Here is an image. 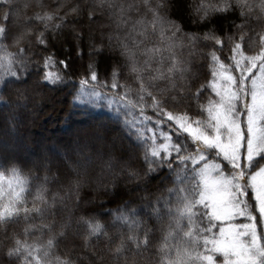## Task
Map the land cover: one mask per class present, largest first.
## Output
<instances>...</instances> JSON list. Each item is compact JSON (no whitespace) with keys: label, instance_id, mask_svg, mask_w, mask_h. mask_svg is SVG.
Returning a JSON list of instances; mask_svg holds the SVG:
<instances>
[{"label":"snow or ice","instance_id":"6c2138e0","mask_svg":"<svg viewBox=\"0 0 264 264\" xmlns=\"http://www.w3.org/2000/svg\"><path fill=\"white\" fill-rule=\"evenodd\" d=\"M69 14L108 29L90 39L82 75L51 52ZM221 17L230 30L214 23ZM0 53V79L14 78L5 89L35 76L42 89L69 82L138 109L130 126L142 145V156L94 170L90 147L78 144L70 163L46 162L34 189L14 166L11 178L0 172V264H78L76 249L88 264H264V0H2ZM197 60L207 63L197 69ZM165 169L193 183L153 191ZM130 184L143 194L109 212L112 236L89 210L91 193L112 197Z\"/></svg>","mask_w":264,"mask_h":264},{"label":"trees","instance_id":"16d2710c","mask_svg":"<svg viewBox=\"0 0 264 264\" xmlns=\"http://www.w3.org/2000/svg\"><path fill=\"white\" fill-rule=\"evenodd\" d=\"M19 2L20 0H17V3ZM45 2L50 5H69L76 4L79 0H45ZM87 2L88 0H85V3ZM0 7H2V0H0ZM96 16L98 20L107 22L106 17H101L99 12L96 13ZM67 19L69 27L64 29L63 34L55 42V46L51 48V52L57 60L67 61L72 73L82 75L85 65L89 61L90 39L99 41L101 31L106 32L108 29L102 28L100 23H91L86 14L77 16L69 14ZM230 19L231 17H221L214 23L218 28L230 30ZM184 20L186 23L189 22L186 15H184ZM72 21H75V24H72ZM76 33L81 34V40L75 39ZM205 63L207 62L197 60L194 67L199 69ZM107 66V59L101 57L99 64L101 76L107 70ZM30 67L35 68V65ZM202 71L209 72L210 66L203 68ZM2 72L3 69H0V73ZM79 78L80 75H72L69 80L78 81ZM13 80L14 78L7 73H4L3 79H0V94L6 97L5 101H0V141L3 140L4 144L9 146H16L15 141H20L22 149L28 152L31 157L36 158L37 163L31 160L27 162L25 159L15 157L13 153L1 149L0 172L4 173L6 178H11V169L14 166L18 169L21 177L28 181L31 188L34 189L42 183L46 162L55 170L56 165L61 162L59 156L66 157L67 153L72 151L73 145L81 143L83 139L95 140L96 134L104 136L105 143L108 144L112 152H107L98 143L91 145L89 155L92 159L99 160L92 167L94 170H98L105 161L110 159L119 161L129 156H142V145L135 135V128L130 126L133 122L138 124L140 120L138 109L126 108L118 102L110 103L109 98L104 95L97 97L88 92L80 93L78 88L69 82L60 86L56 91L42 89L35 85V76L27 80V84H20L19 81H16L15 86H10L7 89L3 87L5 83H12ZM18 89L23 90L22 97ZM73 125H81L82 129L72 132L68 136L53 135L55 131L59 132L62 128L67 131ZM96 127L99 131L96 130ZM82 130L87 131L82 134ZM5 132H9V135L4 136ZM43 138L45 139L43 140ZM54 151L58 156L53 155ZM71 155L72 160L77 158L75 152L72 151ZM134 163H139V160H135ZM192 183L191 178L182 172L179 174V178L175 174L169 177L165 169L162 175L152 178L150 187L155 191L159 186L167 194L168 188L188 187ZM8 191L6 179L5 200L8 198ZM85 193H90V190L85 189ZM142 194V189L131 184L127 188H121L112 197L103 192L91 193L94 204L89 206V210L99 212L101 222L108 225L109 234L115 236L116 229L111 227L112 217L109 212L115 211L122 201H127L131 207H136ZM178 195L176 193L172 195L173 203L177 201ZM76 251L80 253L78 264H88L86 254L80 249H76ZM0 258H3L2 254H0ZM108 260L110 261L111 257H108Z\"/></svg>","mask_w":264,"mask_h":264},{"label":"rangeland","instance_id":"374dc122","mask_svg":"<svg viewBox=\"0 0 264 264\" xmlns=\"http://www.w3.org/2000/svg\"><path fill=\"white\" fill-rule=\"evenodd\" d=\"M21 125H23V123H21ZM82 129V126L81 125H76V126H72V128H70L69 130H67V131H64V129L62 128L61 130H59V132H57V131H55L54 133H53V135L54 136H58V137H60V136H68V135H70V133H74V132H78L79 130H81ZM96 130L97 131H99L98 129H97V127H96ZM87 130H82L81 131V133L83 134L84 132H86ZM9 135V132H5V134H4V136H8ZM12 136V135H11ZM96 136V138H95V140H89V141H87V140H84L83 139V141L81 142V143H76V144H74L73 145V147L71 148V150L73 151V152H75V149L77 148V145L78 144H86V145H88L89 147L91 146V145H94V144H96V143H98V144H100V146L103 148V149H105L107 152H110L111 151V149L109 148V146H108V144L107 143H105V139H104V136L103 135H99V134H96L95 135ZM98 137V138H97ZM45 138H43V140H44ZM14 141V140H13ZM20 141H15V143H16V146H9V145H5L4 144V142H3V140L2 141H0V150L2 149L3 151H9V152H11V153H13V155H15V157H20V158H23V159H25L27 162H30V160L31 161H34L35 163H37V160H36V158H34V157H31V155H29L28 154V152H26V151H24L23 149H22V147H21V143H19ZM18 143V144H17ZM72 151L71 152H68L67 153V155H66V157L64 156V157H60L59 156V158H60V160H61V162H64V163H70L71 162V160H72V155H71V153H72ZM42 152V151H41ZM112 152V151H111ZM53 153V155L54 156H58V154L54 151V152H52ZM133 155V154H132ZM68 158H71V160H69ZM76 159V158H75ZM99 162V160L97 159V158H94V159H91V161H89V166L92 168L94 165H96L97 163ZM189 178V177H188ZM189 180V179H188Z\"/></svg>","mask_w":264,"mask_h":264}]
</instances>
